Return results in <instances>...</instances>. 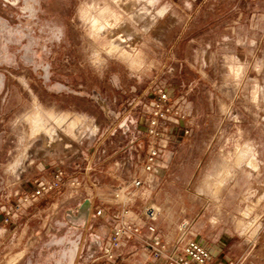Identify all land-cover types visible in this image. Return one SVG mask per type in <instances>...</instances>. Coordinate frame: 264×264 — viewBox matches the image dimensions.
I'll return each mask as SVG.
<instances>
[{"label": "rangeland", "instance_id": "1", "mask_svg": "<svg viewBox=\"0 0 264 264\" xmlns=\"http://www.w3.org/2000/svg\"><path fill=\"white\" fill-rule=\"evenodd\" d=\"M160 89L178 114L148 175ZM136 177L162 229L264 264V0H0V264H89Z\"/></svg>", "mask_w": 264, "mask_h": 264}, {"label": "built area", "instance_id": "2", "mask_svg": "<svg viewBox=\"0 0 264 264\" xmlns=\"http://www.w3.org/2000/svg\"><path fill=\"white\" fill-rule=\"evenodd\" d=\"M171 98L167 89H160L153 101V110L149 116L148 133L154 139L147 147V153L142 161V170L148 175H154L163 167V152L167 149L169 139L163 138L160 126L171 125L175 115L171 105ZM129 129V125H125ZM171 131V129H170ZM125 132V131H124ZM189 132L188 129L185 130ZM159 140V142L157 141ZM90 167H88L89 170ZM63 171H59L51 180L42 181L29 195L26 201H34L59 189L62 185ZM146 180L134 178L129 185L119 189L116 197H127L120 209L111 215V227L107 235L94 240L99 249V255L94 258V264H125L119 252L121 247L129 240L137 239L144 249L147 264H218L212 262V253H218L199 241L193 231V221L183 219L177 227L175 240H170L158 227L160 208L152 202L133 209L129 202L135 200L138 189L144 187ZM105 214L104 208L96 210L95 215ZM220 249V248H219Z\"/></svg>", "mask_w": 264, "mask_h": 264}, {"label": "crops", "instance_id": "3", "mask_svg": "<svg viewBox=\"0 0 264 264\" xmlns=\"http://www.w3.org/2000/svg\"><path fill=\"white\" fill-rule=\"evenodd\" d=\"M160 217L157 221L158 223V227L160 228V230H162L166 235L167 238L172 240H175L176 235L171 234V232L166 231L164 229L161 228L160 226ZM178 227V224H177ZM177 227L176 230L177 231ZM109 232V231H108ZM108 232H96L95 234H93V238H92V247L91 248V252L87 255H85L84 260H86L89 264H94V258L97 257L99 255V249L98 247H96L94 240L97 239L98 236L103 237L105 235L108 234ZM209 247L214 248V246L211 244H207ZM122 255V257L125 260V264H147L145 263V251L144 249L141 248L140 246V242L137 239H133V240H129L127 241L120 249L119 251ZM212 262L218 263L219 262V257L217 258V253L213 252L212 253ZM225 262V261H224Z\"/></svg>", "mask_w": 264, "mask_h": 264}, {"label": "bare ground", "instance_id": "4", "mask_svg": "<svg viewBox=\"0 0 264 264\" xmlns=\"http://www.w3.org/2000/svg\"><path fill=\"white\" fill-rule=\"evenodd\" d=\"M97 23V20H95V24ZM37 120L39 121V120H42V117L41 116H38L37 117ZM49 129V128H48Z\"/></svg>", "mask_w": 264, "mask_h": 264}]
</instances>
